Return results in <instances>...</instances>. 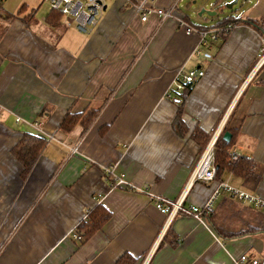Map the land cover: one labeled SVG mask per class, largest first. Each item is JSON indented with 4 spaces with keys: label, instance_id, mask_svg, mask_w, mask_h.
<instances>
[{
    "label": "crops",
    "instance_id": "crops-1",
    "mask_svg": "<svg viewBox=\"0 0 264 264\" xmlns=\"http://www.w3.org/2000/svg\"><path fill=\"white\" fill-rule=\"evenodd\" d=\"M141 1L103 0L98 23L85 32L62 15L52 26L47 14L36 13L29 26L14 16L25 1L4 0L0 264H118L125 254L132 264H234L241 254L264 252V235L225 239L209 218L221 222L233 199L243 217L262 213L227 192L201 219L181 211L171 217L155 204L157 196L184 198L185 207L210 199L215 184L190 179L206 146L227 126L239 130L231 155L254 159L263 175L254 187L231 171L219 180L264 200V66L253 71L264 30L240 22L226 37L201 45L181 21L209 29L218 21L199 15L201 9L215 11L229 0H189L167 19L152 14L146 21L137 12ZM172 2L158 0L157 7ZM248 2L249 13L234 15L264 19V0ZM193 69L205 75L191 84L181 135L175 80ZM88 111L96 113L88 126L60 127L69 113ZM197 129L209 138L198 141ZM25 133L46 141L26 175L12 153ZM118 179L124 183L116 185ZM98 204L109 209V220L84 242L74 238Z\"/></svg>",
    "mask_w": 264,
    "mask_h": 264
},
{
    "label": "trees",
    "instance_id": "trees-1",
    "mask_svg": "<svg viewBox=\"0 0 264 264\" xmlns=\"http://www.w3.org/2000/svg\"><path fill=\"white\" fill-rule=\"evenodd\" d=\"M40 7V6H39ZM39 7L28 10L26 3L22 4L14 16H19L29 26L33 25L36 13ZM61 12L51 9L46 17L48 24L57 26L59 24ZM246 22L250 23L257 29L264 28V19L256 20L252 18L237 17L234 14L228 15L219 20L213 26L227 27L230 24L233 25ZM227 28L223 31V38L226 37L230 31ZM192 88L191 84H187L181 91V95L178 102V113L175 119V127L177 132L181 135L185 133V125L182 120L183 106ZM94 111H88L86 113H69L61 124V128L69 132L78 123L88 126L92 119L95 117ZM230 131L232 138L230 141L224 139V133ZM239 135V130L236 128L225 127L217 142L215 143V163L217 166L216 179H221L222 174L225 171H231L234 174L241 176L247 185L252 187L256 186L259 180L262 178V167L254 159L250 157H239L236 163H232L230 160L231 149L235 145L236 139ZM195 138L198 141L207 140L209 135L200 129L195 131ZM46 141L43 137L31 133H25L22 138L13 147L12 153L23 164V173L28 174L34 166L38 156L40 155ZM234 198V197H233ZM236 201V200H235ZM225 206H228L227 211L223 213V220L218 222L216 217L210 216L209 218L213 222L214 226L225 239L239 238L249 234L264 235V212L251 211L248 216L243 217V207H239L236 202L227 200ZM252 209V208H251ZM253 210V209H252ZM212 213V212H211ZM211 213H208L210 215ZM207 213L204 214V216ZM111 217V212L103 204H98L88 214V218L80 221L76 230L82 235V242L98 231ZM234 218L236 220L235 225H232ZM245 218V219H244ZM166 241V238L164 239ZM134 259L125 254L120 257L118 264H132Z\"/></svg>",
    "mask_w": 264,
    "mask_h": 264
},
{
    "label": "built area",
    "instance_id": "built-area-1",
    "mask_svg": "<svg viewBox=\"0 0 264 264\" xmlns=\"http://www.w3.org/2000/svg\"><path fill=\"white\" fill-rule=\"evenodd\" d=\"M49 3L50 9L61 12L64 21L67 25L75 24L81 31L88 32L98 23L99 16L104 10L103 0H45ZM158 0H142L137 5V12L141 13V19L146 21L152 14H158L161 19H167L174 15L178 8L180 0H173L167 7H157ZM4 0H0V15L2 13L1 6ZM181 24L185 27L187 33L196 32L201 37V45H207L210 41H215L223 36V31L227 28L231 29V25L227 27L213 26L209 29H198L184 20ZM264 30V28H263ZM264 32V31H263ZM201 52L198 51L197 54ZM264 66V34L262 35V46L258 55L257 63L253 71L258 70ZM205 75L202 69H193L186 72L181 71L175 80V88L182 91L189 83H194L198 78ZM39 125V123H36ZM215 143L213 139L206 146L202 152L196 166L193 169L190 182L202 181L205 183L215 184V188L210 199L203 206L192 205L185 207L183 205L184 198L177 201H171L165 197H155L156 206L163 212L168 213L169 216H174L180 211L186 215H192L199 219L203 218L205 213H211L214 210V203L221 193L227 192L237 200L252 205L255 208L264 211V200L258 195L244 189H237L229 182L216 179L217 166L215 163ZM76 150V147L73 148ZM239 155L233 153L231 155V162L236 163ZM124 183L123 179H118L116 185ZM74 238L82 240V235L78 231L73 232ZM234 264H264V252L261 255H252L248 253L241 254L235 259Z\"/></svg>",
    "mask_w": 264,
    "mask_h": 264
},
{
    "label": "rangeland",
    "instance_id": "rangeland-1",
    "mask_svg": "<svg viewBox=\"0 0 264 264\" xmlns=\"http://www.w3.org/2000/svg\"><path fill=\"white\" fill-rule=\"evenodd\" d=\"M25 3L29 6V7H34V8H38L40 6V8L37 11V16L39 18L46 16V14H48V12L50 11V6L49 3L45 0H24ZM189 0H184L181 1L179 4V7H184L186 3ZM233 0H229V1H224L218 8L215 9V11H217V15L214 16V20L219 21L221 19H223L224 17L231 15V14H236V13H249V9L250 7H252V4L249 5L248 0H239L237 3H235L233 5L232 8H228L227 7V3L231 2ZM194 5V3H191ZM206 17H209V15L205 14ZM232 186H234L237 189H241L239 187V185L233 181L229 182ZM263 245L264 242L262 241Z\"/></svg>",
    "mask_w": 264,
    "mask_h": 264
},
{
    "label": "water",
    "instance_id": "water-1",
    "mask_svg": "<svg viewBox=\"0 0 264 264\" xmlns=\"http://www.w3.org/2000/svg\"><path fill=\"white\" fill-rule=\"evenodd\" d=\"M239 0H233V1H231V2H228L227 3V7L228 8H232L233 7V5L235 4V3H237ZM197 2V0H195L194 1V3H196ZM104 8H106V6L104 5ZM203 13H205V14H207V15H209V16H215L216 14H217V11H210V10H208V9H205V7H203L202 9H201V11L199 12V15H203ZM224 139L226 140V141H230L231 140V138H232V133L230 132V131H226L225 133H224Z\"/></svg>",
    "mask_w": 264,
    "mask_h": 264
}]
</instances>
